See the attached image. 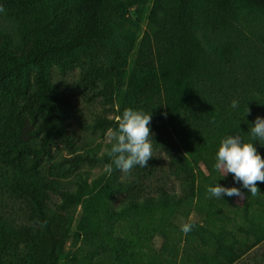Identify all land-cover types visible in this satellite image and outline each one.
<instances>
[{
    "label": "trees",
    "instance_id": "16d2710c",
    "mask_svg": "<svg viewBox=\"0 0 264 264\" xmlns=\"http://www.w3.org/2000/svg\"><path fill=\"white\" fill-rule=\"evenodd\" d=\"M149 2L0 0L25 33L19 50L0 32V99L19 101L24 120L19 139L1 154L7 166L23 163L11 189L32 211L29 226L18 230L0 215V264H59L70 240L69 264H236L264 242V183L257 182L253 196L214 167L228 135L253 142L264 158V146L250 133L264 117V0H153L147 12ZM72 67L80 68L81 87L119 104L114 118L98 117L83 130H115L126 108L151 112L153 149L170 157L180 194L142 192L150 160L121 180L107 155L111 143L102 154L80 152L70 130L73 92L52 76L54 68ZM61 147L67 154L54 155ZM99 164L106 170L97 176L82 170ZM216 181L239 188L244 205L234 204L235 196L209 198L206 189ZM187 207L203 221L189 222L192 231L184 234L173 220ZM156 236L163 239L159 251L152 249Z\"/></svg>",
    "mask_w": 264,
    "mask_h": 264
},
{
    "label": "rangeland",
    "instance_id": "374dc122",
    "mask_svg": "<svg viewBox=\"0 0 264 264\" xmlns=\"http://www.w3.org/2000/svg\"><path fill=\"white\" fill-rule=\"evenodd\" d=\"M153 0H150L147 6V12L150 10ZM131 15H134L133 11H130ZM146 18L142 25V31L146 27ZM0 32L9 34L13 40L14 45L17 49L21 50L24 48V34L21 32L18 23L14 18L8 13V9H3L0 11ZM139 43L136 44L133 53L129 59V65L125 75V88L128 84L129 77L131 75L134 62L137 58ZM52 76L55 81H57L62 86H67L73 92L74 101L77 106V112L71 119L70 130H73L78 135L77 146L80 152L86 151H97L100 154L106 151L107 145L111 143L108 139V132L101 134L97 132L96 134H91L90 132L84 131L81 125L90 124L98 117L114 118L117 114L119 104L117 101L109 102V99L105 98L102 93H93L89 87H81L79 85L80 80V68L72 67L65 71H60L57 68L53 69ZM100 83V82H99ZM101 85V83H100ZM102 87V85H101ZM24 120L23 114L19 110V101L9 102L5 99H0V215L2 220L6 223L7 227L12 230H18L22 227L29 226L30 218L32 215L31 208L27 203L17 200L11 189L12 184L19 180L22 175L20 166H7L2 160V150L6 143L15 141L19 139L21 129L23 127ZM150 136L153 139V133ZM153 145V141H152ZM53 154L60 156L66 155V150L63 147L53 149ZM152 165V172L145 179L142 192L144 194L155 195L160 188H165L170 193H179L181 190L180 181L175 179L171 175V164L170 157L163 151L153 149V157L149 159ZM83 171H89L92 176H97L106 170L104 164H99L96 166H82ZM48 164L44 162L41 168L38 169L39 174L44 177L47 176ZM221 174L223 170H220ZM128 173H121V180L130 179L131 176ZM226 173L225 175H227ZM127 193L121 194L116 197L115 204L121 203ZM59 200L53 197L51 202L52 207ZM245 202V197H235L234 204L242 207ZM259 210V209H258ZM261 210V209H260ZM264 212V211H262ZM80 215V208L77 213V221L75 222L72 235L76 230L78 223V218ZM240 224H243L244 217L240 213L236 219ZM203 221L202 217L198 215L193 209L187 207L182 209L174 218L173 222L175 226L181 231V227L185 223L196 222L201 223ZM72 241L70 240L65 249V255L60 260L59 264H69L67 262L66 255L71 248ZM163 245V239L160 236H156L152 242V249L159 251ZM236 264H264V242L257 246L249 254L245 255L243 258L239 259Z\"/></svg>",
    "mask_w": 264,
    "mask_h": 264
},
{
    "label": "clouds",
    "instance_id": "9594fccd",
    "mask_svg": "<svg viewBox=\"0 0 264 264\" xmlns=\"http://www.w3.org/2000/svg\"><path fill=\"white\" fill-rule=\"evenodd\" d=\"M0 11H3L0 8ZM231 107L236 109L239 102L233 100ZM248 112V111H247ZM151 112L126 108L121 114L119 124L115 130H108V139L111 148L107 155L121 173H128L134 167L146 168L148 161L153 157V139L150 138ZM250 133L253 141L264 146V117H257L251 124ZM214 167L226 173L233 174V181L240 183L244 189L255 196L259 191L257 182L264 183V158L257 152L253 142L245 143L238 135H228L220 142L215 154ZM109 171H112L111 166ZM209 198L223 199V197H242L237 187H224L215 182L206 189ZM193 224L185 223L181 227L184 234L192 231Z\"/></svg>",
    "mask_w": 264,
    "mask_h": 264
}]
</instances>
